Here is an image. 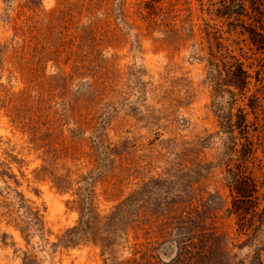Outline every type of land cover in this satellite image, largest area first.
I'll return each mask as SVG.
<instances>
[{"label": "rangeland", "instance_id": "1", "mask_svg": "<svg viewBox=\"0 0 264 264\" xmlns=\"http://www.w3.org/2000/svg\"><path fill=\"white\" fill-rule=\"evenodd\" d=\"M210 3L0 0V264H264V52ZM238 107L248 134L220 124ZM227 168L262 214L230 211Z\"/></svg>", "mask_w": 264, "mask_h": 264}, {"label": "trees", "instance_id": "2", "mask_svg": "<svg viewBox=\"0 0 264 264\" xmlns=\"http://www.w3.org/2000/svg\"><path fill=\"white\" fill-rule=\"evenodd\" d=\"M210 5L214 6L213 14L219 20H222L226 29L236 32L243 37L256 51L264 52V0H210ZM215 44L219 48V37L215 36ZM208 80L212 85V92L214 96L221 95L224 92L229 93L233 98L234 90L244 94L248 89L250 83V74L244 65V62L225 50V54L221 56V61L209 60ZM258 81V80H257ZM248 107L253 109L258 102V97L251 95L249 97ZM237 119L233 121V117ZM220 124L225 128V131L232 133L234 129H238L241 134H248L249 121L247 119V112L242 107H238L236 113L230 110L228 114H219ZM247 137V136H245ZM246 147L248 152H252V142L247 140ZM227 175L229 177L228 185L232 195L230 211L236 215L254 213L256 215L262 214L257 208L256 196L257 185L251 176L245 171L236 172L231 168H227ZM243 201V202H241ZM250 202H253L250 209ZM90 214L82 212L81 223L85 226L90 223ZM86 216V217H85ZM85 217V219H84ZM95 219V218H94ZM80 226V225H79ZM79 226L72 227L67 230V234L73 235L64 238L65 242H71L74 239V234L79 230Z\"/></svg>", "mask_w": 264, "mask_h": 264}]
</instances>
